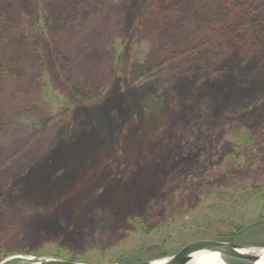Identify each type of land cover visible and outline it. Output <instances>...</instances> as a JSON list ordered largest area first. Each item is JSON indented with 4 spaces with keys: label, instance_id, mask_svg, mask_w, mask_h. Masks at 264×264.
<instances>
[{
    "label": "rangeland",
    "instance_id": "374dc122",
    "mask_svg": "<svg viewBox=\"0 0 264 264\" xmlns=\"http://www.w3.org/2000/svg\"><path fill=\"white\" fill-rule=\"evenodd\" d=\"M149 2L0 0V261L155 260L238 228L264 247V41L195 49L204 0Z\"/></svg>",
    "mask_w": 264,
    "mask_h": 264
},
{
    "label": "trees",
    "instance_id": "16d2710c",
    "mask_svg": "<svg viewBox=\"0 0 264 264\" xmlns=\"http://www.w3.org/2000/svg\"><path fill=\"white\" fill-rule=\"evenodd\" d=\"M181 1L182 0H150L149 8L158 14H163L172 9H177ZM203 4L204 9H207V11H205L207 16L205 17L203 25L196 32L195 41L197 42V46L195 49H200L201 47L206 50L226 51V53L230 50H237L242 54L250 52L252 46L264 41V14L262 15L261 11L262 8L264 9V0H204ZM69 89L70 93L75 96L82 95L83 93L82 87L80 88L71 85ZM117 142L120 146V141L118 140ZM80 146V148H88L90 147V141L86 139ZM87 150L88 149L84 150L85 156L87 155ZM119 151L120 150L118 149L114 154L116 158L119 155ZM114 156L111 157V159H113ZM100 157L101 155L99 154L98 159H100ZM81 158L82 157H77L75 152L72 153L67 162L68 167H66V169H69L78 163ZM86 158L88 162L91 159L89 156H86ZM94 158L95 156L92 157V159ZM107 159L108 157L104 158L102 161H107ZM96 165H94L95 174L88 175L89 178L98 176L103 171H109L110 177L115 175L113 167H104L102 163ZM72 195L59 199L54 205L56 209L59 208L62 211H66V214H69L71 219L77 204H80L73 203ZM92 196L96 197L95 193H92ZM112 201H114L113 198L110 199L108 203L112 204ZM92 203V200L88 201L90 206ZM71 219H69V223H67L68 228H71ZM260 222H264V218ZM142 224L143 223L140 222L139 227H142ZM242 232L243 229L238 228L222 240H229L245 245L246 241H243V239L240 238ZM63 235L64 234L62 233L59 237H62ZM141 260L142 257L140 254L132 253L127 257V260L119 259L118 262L122 264H133ZM14 261L15 260H8L3 264H13Z\"/></svg>",
    "mask_w": 264,
    "mask_h": 264
},
{
    "label": "water",
    "instance_id": "95a60500",
    "mask_svg": "<svg viewBox=\"0 0 264 264\" xmlns=\"http://www.w3.org/2000/svg\"><path fill=\"white\" fill-rule=\"evenodd\" d=\"M248 246L224 240L201 239L186 244L181 250L168 257L166 264H186L194 253L200 251H211L229 261L231 264H264L260 262V256L245 250ZM13 257L4 258L0 264L5 263ZM30 264H89L54 257H31ZM153 260H143L134 264H152Z\"/></svg>",
    "mask_w": 264,
    "mask_h": 264
},
{
    "label": "bare ground",
    "instance_id": "6f19581e",
    "mask_svg": "<svg viewBox=\"0 0 264 264\" xmlns=\"http://www.w3.org/2000/svg\"><path fill=\"white\" fill-rule=\"evenodd\" d=\"M245 250L260 256V262H264V247L248 246ZM168 258H160L152 261V264H166ZM116 264V263H113ZM186 264H231L226 259L219 257L211 251H200L193 254V257Z\"/></svg>",
    "mask_w": 264,
    "mask_h": 264
}]
</instances>
